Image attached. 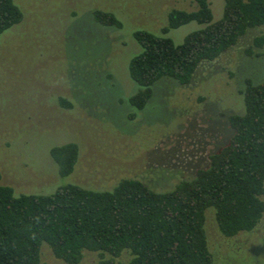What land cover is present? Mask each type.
<instances>
[{"label": "rangeland", "instance_id": "1", "mask_svg": "<svg viewBox=\"0 0 264 264\" xmlns=\"http://www.w3.org/2000/svg\"><path fill=\"white\" fill-rule=\"evenodd\" d=\"M14 2L23 17L0 34V184L15 193L49 194L67 182L110 189L123 178L170 190L227 144V117L245 111V80L264 78L261 25L201 62L189 83L160 78L136 109L129 102L141 89L128 73L139 50L133 32L162 34L168 12L193 10L192 0ZM210 6L219 18L223 0ZM95 9L112 12L121 27L96 22ZM201 26L191 21L166 35L180 43ZM67 142L76 143L79 154L72 173L61 176L50 148ZM205 230L212 264H264V214L251 231L226 237L208 208ZM127 258L124 252L115 260ZM38 264L68 263L43 245ZM77 264H100V256L85 251Z\"/></svg>", "mask_w": 264, "mask_h": 264}, {"label": "trees", "instance_id": "2", "mask_svg": "<svg viewBox=\"0 0 264 264\" xmlns=\"http://www.w3.org/2000/svg\"><path fill=\"white\" fill-rule=\"evenodd\" d=\"M192 2L193 10L168 12L162 34L133 32L139 50L128 62V73L141 86L129 97L134 108L145 106L160 78L189 83L201 62L217 58L248 29L264 25V0H223L217 19L210 0ZM22 17L14 0H0V34ZM93 19L121 27L109 11L95 9ZM191 21L202 26L182 42L166 35ZM262 41L257 38L256 45ZM241 93L245 111L227 117L232 128L227 144L210 154L209 164L194 177L170 190H154L134 178L110 189L67 182L49 194L15 193L0 184V264H38L43 245L68 264L79 263L85 251L97 252L100 264H212L208 208L226 237L251 231L264 214V78L257 83L247 78ZM78 154L74 142L50 148L61 176L72 173ZM124 252L128 258L116 261Z\"/></svg>", "mask_w": 264, "mask_h": 264}]
</instances>
